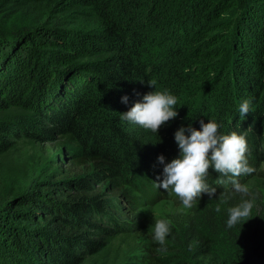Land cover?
Listing matches in <instances>:
<instances>
[{
	"label": "trees",
	"instance_id": "1",
	"mask_svg": "<svg viewBox=\"0 0 264 264\" xmlns=\"http://www.w3.org/2000/svg\"><path fill=\"white\" fill-rule=\"evenodd\" d=\"M6 1L39 20L0 34V163L21 140H62L76 147L72 162L95 171L3 201L0 264H118L113 243L144 229L130 222L140 202L126 186L149 201L181 202L154 183L163 179L158 156L170 163L180 155L174 134L181 126L202 130L200 121L211 120L218 135H243L255 171L238 182L264 180V0ZM83 21L92 22L91 31L71 30ZM153 91L177 98L178 115L157 134L121 115ZM208 172L205 183L216 195L193 202L239 205L245 195L221 183L227 177L213 167ZM106 182L108 192L100 188ZM263 222L244 231L251 247L239 264H264Z\"/></svg>",
	"mask_w": 264,
	"mask_h": 264
},
{
	"label": "rangeland",
	"instance_id": "2",
	"mask_svg": "<svg viewBox=\"0 0 264 264\" xmlns=\"http://www.w3.org/2000/svg\"><path fill=\"white\" fill-rule=\"evenodd\" d=\"M5 1L0 2V34L28 30L38 23L39 19L32 13L16 10L10 7L13 1ZM70 28L74 32L91 31L92 22L83 21L77 27ZM17 146L15 154L0 163V204L29 186L46 188L52 182L81 179L95 171L92 164L81 167L72 162L71 147H76L68 146L62 140L35 145L21 140ZM111 185V182H106L100 188L108 192ZM248 188L249 193L239 204L244 200L250 201L253 205L251 215L227 228L230 207L226 200H199L193 202L192 208L186 209L182 202L162 197L149 201L144 194L126 186L123 192L140 202L129 217L130 222L142 223L144 229L135 228L129 239L124 237L113 243V255L119 256L117 263L239 264L241 254L251 247L244 231L249 226L254 228L262 224L263 221H254V216H264V180L256 179L249 183ZM217 207L220 208L219 212L216 211ZM160 219L169 225L164 244L167 251H158L160 248L152 245L155 241L152 226L155 220ZM198 236L205 237L207 242L201 241Z\"/></svg>",
	"mask_w": 264,
	"mask_h": 264
},
{
	"label": "clouds",
	"instance_id": "3",
	"mask_svg": "<svg viewBox=\"0 0 264 264\" xmlns=\"http://www.w3.org/2000/svg\"><path fill=\"white\" fill-rule=\"evenodd\" d=\"M154 87V85L149 84ZM128 97H122V103H127ZM177 98L173 95L160 92H150L144 95L143 102H137L131 109L121 113L122 118L135 123L144 129H150L157 134L160 126L178 113L174 110ZM249 101H243L239 106V115L245 118L249 113ZM201 129L196 130L189 125L187 128L181 126L174 134L175 142L180 150L178 158L170 163H165L163 155L157 160L163 167V179L157 177L155 185L162 190L171 189L179 198L186 209L193 207V201L201 198L202 194H207L209 199L216 195V188L205 183V177L209 174V167L230 182L235 193L242 196L249 193L247 185L238 182V177L242 174L250 175L255 169L248 165L245 157L247 151L246 139L237 132L228 135H218V124L213 121L204 123L200 121ZM188 132L190 135H186ZM209 153L211 155L209 156ZM252 203L244 200L241 204L229 209V218L226 221L227 228H232L241 220L251 214ZM219 212L220 208L217 207ZM154 240L158 241L161 248L158 251H167L164 247L165 238L169 234V225L163 220H155Z\"/></svg>",
	"mask_w": 264,
	"mask_h": 264
}]
</instances>
